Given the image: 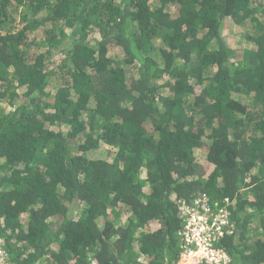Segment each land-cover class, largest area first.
<instances>
[{"label":"trees","instance_id":"obj_1","mask_svg":"<svg viewBox=\"0 0 264 264\" xmlns=\"http://www.w3.org/2000/svg\"><path fill=\"white\" fill-rule=\"evenodd\" d=\"M201 198L264 264V0H0L12 264H178Z\"/></svg>","mask_w":264,"mask_h":264},{"label":"built area","instance_id":"obj_2","mask_svg":"<svg viewBox=\"0 0 264 264\" xmlns=\"http://www.w3.org/2000/svg\"><path fill=\"white\" fill-rule=\"evenodd\" d=\"M193 204V208H182L184 221L179 233L181 250L178 264H229L228 255L219 247L230 226L227 212L224 208L211 212L206 198L195 199ZM0 264H12L1 237Z\"/></svg>","mask_w":264,"mask_h":264},{"label":"rangeland","instance_id":"obj_3","mask_svg":"<svg viewBox=\"0 0 264 264\" xmlns=\"http://www.w3.org/2000/svg\"><path fill=\"white\" fill-rule=\"evenodd\" d=\"M231 29H232L231 27H229L228 25H225V27H223L222 31H223V33L227 34V33L231 32Z\"/></svg>","mask_w":264,"mask_h":264},{"label":"clouds","instance_id":"obj_4","mask_svg":"<svg viewBox=\"0 0 264 264\" xmlns=\"http://www.w3.org/2000/svg\"><path fill=\"white\" fill-rule=\"evenodd\" d=\"M222 249V248H221ZM225 252V251H224ZM227 254V253H226ZM91 264H97V263H95L94 261L91 263Z\"/></svg>","mask_w":264,"mask_h":264}]
</instances>
